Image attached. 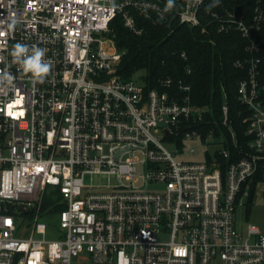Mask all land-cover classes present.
Wrapping results in <instances>:
<instances>
[{"label":"built area","instance_id":"built-area-1","mask_svg":"<svg viewBox=\"0 0 264 264\" xmlns=\"http://www.w3.org/2000/svg\"><path fill=\"white\" fill-rule=\"evenodd\" d=\"M174 1L179 10L163 0H0V264H264V223L235 227L237 209L246 216L264 203V74L253 40L264 11L211 14L218 33L248 41L234 63L246 71L237 133L226 104L215 118L180 80L146 91L117 74L116 15L135 35L131 11L153 24L174 11L206 31V0ZM17 43L44 49L42 80L15 62ZM191 140L212 155L176 160ZM56 214L59 235L48 240L43 219Z\"/></svg>","mask_w":264,"mask_h":264},{"label":"trees","instance_id":"trees-1","mask_svg":"<svg viewBox=\"0 0 264 264\" xmlns=\"http://www.w3.org/2000/svg\"><path fill=\"white\" fill-rule=\"evenodd\" d=\"M163 1L168 5V0ZM179 1L184 4L187 0ZM256 6L264 11V0H206L199 11L205 32L178 22L174 11L180 7L174 0V11L166 22L153 24L152 20L131 11L136 27L142 29L141 35L129 31L122 17L116 15L109 24V35L121 53L117 74L131 79L143 72L139 82L146 91L162 89L161 83L167 79L180 80L190 86L192 104L208 108L215 118H219L220 109L226 104L229 119L238 133L241 124L238 114L245 107L237 98V88L246 71L235 68L234 63L247 57L248 41L236 31L218 33L211 14L230 11L248 20ZM253 40L260 47L261 73L264 74V26L254 34Z\"/></svg>","mask_w":264,"mask_h":264},{"label":"rangeland","instance_id":"rangeland-1","mask_svg":"<svg viewBox=\"0 0 264 264\" xmlns=\"http://www.w3.org/2000/svg\"><path fill=\"white\" fill-rule=\"evenodd\" d=\"M143 72H138L134 75V79L139 82V76ZM170 152H174V149L170 146L167 147ZM192 150L193 152H190ZM183 152L180 156H176V160H185V161H204V153L212 155L214 151L213 147L203 146L198 140L186 141L181 148ZM94 182L103 183V178H94ZM46 223L50 224L46 232V239L55 240L59 235L58 229V215H53L51 220L43 219ZM252 223L258 226L263 225L264 223V203L259 202L256 206L252 207L251 210L244 214L243 209H237L235 212V227L238 231L244 233L246 225Z\"/></svg>","mask_w":264,"mask_h":264},{"label":"clouds","instance_id":"clouds-1","mask_svg":"<svg viewBox=\"0 0 264 264\" xmlns=\"http://www.w3.org/2000/svg\"><path fill=\"white\" fill-rule=\"evenodd\" d=\"M167 6L169 8L172 6V0H168ZM44 54V49L40 47L29 48L28 45L21 43H17L12 50V56L21 70L24 73H31L37 80H42L50 69V65L43 59ZM4 75L9 80L13 78L11 73H4Z\"/></svg>","mask_w":264,"mask_h":264}]
</instances>
